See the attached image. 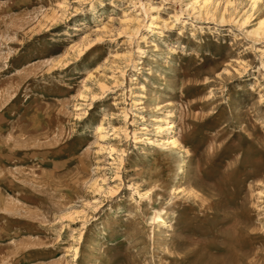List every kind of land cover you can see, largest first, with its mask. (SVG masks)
<instances>
[{
    "label": "rangeland",
    "instance_id": "1",
    "mask_svg": "<svg viewBox=\"0 0 264 264\" xmlns=\"http://www.w3.org/2000/svg\"><path fill=\"white\" fill-rule=\"evenodd\" d=\"M195 1L0 0V264H264V0Z\"/></svg>",
    "mask_w": 264,
    "mask_h": 264
},
{
    "label": "bare ground",
    "instance_id": "2",
    "mask_svg": "<svg viewBox=\"0 0 264 264\" xmlns=\"http://www.w3.org/2000/svg\"><path fill=\"white\" fill-rule=\"evenodd\" d=\"M195 4H198L197 0L194 2ZM204 3V2H203Z\"/></svg>",
    "mask_w": 264,
    "mask_h": 264
}]
</instances>
